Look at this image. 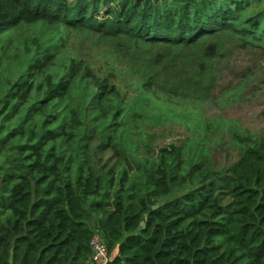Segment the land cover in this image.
Masks as SVG:
<instances>
[{
	"label": "trees",
	"instance_id": "trees-1",
	"mask_svg": "<svg viewBox=\"0 0 264 264\" xmlns=\"http://www.w3.org/2000/svg\"><path fill=\"white\" fill-rule=\"evenodd\" d=\"M107 1L0 0V36L20 21L91 24L113 15L116 29L137 39L188 45L231 24L244 3L125 0L112 13ZM50 50L39 51L19 81L0 79V264H84L92 220L107 243L106 264H264V145L247 147L231 170L228 205L215 182L161 202L168 190L159 180L131 182L127 172L117 180L82 160L70 141L79 121L72 112L68 123L61 92L47 90L53 79L69 80L46 70ZM43 72L46 79L35 78ZM34 83L43 93L37 99ZM22 107V120L8 127Z\"/></svg>",
	"mask_w": 264,
	"mask_h": 264
},
{
	"label": "rangeland",
	"instance_id": "rangeland-1",
	"mask_svg": "<svg viewBox=\"0 0 264 264\" xmlns=\"http://www.w3.org/2000/svg\"><path fill=\"white\" fill-rule=\"evenodd\" d=\"M114 2L107 1L112 13L125 5ZM113 18L16 23L0 36V79L19 81L50 47L46 70L69 80L53 79L47 90L61 92L68 123L72 112L78 119L70 141L95 172L159 180L168 190L161 202L215 182L221 205H228L223 186L231 170L247 147L264 145V0H244L231 11V24L188 45L137 39L116 29ZM35 88L32 98L43 96ZM23 115L22 107L8 127ZM34 118L30 128L39 111ZM89 224L101 232L94 220Z\"/></svg>",
	"mask_w": 264,
	"mask_h": 264
},
{
	"label": "built area",
	"instance_id": "built-area-1",
	"mask_svg": "<svg viewBox=\"0 0 264 264\" xmlns=\"http://www.w3.org/2000/svg\"><path fill=\"white\" fill-rule=\"evenodd\" d=\"M88 247L90 255L85 264H106L108 262L109 251L101 232H92Z\"/></svg>",
	"mask_w": 264,
	"mask_h": 264
},
{
	"label": "water",
	"instance_id": "water-1",
	"mask_svg": "<svg viewBox=\"0 0 264 264\" xmlns=\"http://www.w3.org/2000/svg\"><path fill=\"white\" fill-rule=\"evenodd\" d=\"M158 206H159V204L154 205L153 208H157ZM143 226H144V221H141L140 224H139V228H141Z\"/></svg>",
	"mask_w": 264,
	"mask_h": 264
}]
</instances>
